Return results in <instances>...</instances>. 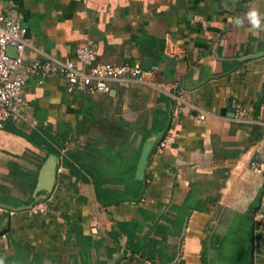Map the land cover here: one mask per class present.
I'll return each instance as SVG.
<instances>
[{
	"label": "crops",
	"instance_id": "obj_1",
	"mask_svg": "<svg viewBox=\"0 0 264 264\" xmlns=\"http://www.w3.org/2000/svg\"><path fill=\"white\" fill-rule=\"evenodd\" d=\"M252 8L262 17L259 30L230 22ZM0 14L26 28L25 65L74 61L75 50L91 41L98 62L157 66L152 81L166 92L113 86L108 94L68 93L60 78L40 83L28 74L23 95L36 126L6 123L0 130L3 248L44 257L70 244L74 264H264V220H253L264 191V0H0ZM170 94L187 101L189 114L173 115ZM234 102L245 108L243 119ZM163 122L173 144L161 152L156 146L140 178L137 162L135 177L147 183L141 201L100 204L92 179L105 180L104 193L122 194L116 179L128 177L139 130ZM37 126L59 144L51 142L59 156L6 128L28 134ZM158 135L146 142L149 154ZM52 157L48 190L40 179ZM189 192L206 211H193L172 232ZM38 203L48 204L46 214L25 217ZM132 222L142 229L135 253L120 226Z\"/></svg>",
	"mask_w": 264,
	"mask_h": 264
},
{
	"label": "built area",
	"instance_id": "obj_2",
	"mask_svg": "<svg viewBox=\"0 0 264 264\" xmlns=\"http://www.w3.org/2000/svg\"><path fill=\"white\" fill-rule=\"evenodd\" d=\"M25 34L26 28L17 19L0 14V130L6 123H28L31 127L36 126L35 121L28 120L27 104L23 95L28 74L39 75L40 83L51 78H60L65 81L68 93L108 94L113 86L122 88L144 86L166 93L164 84L152 81L158 72L157 66L144 68L137 62L121 64L98 62L97 50L91 41H87L75 50L74 61L35 60L25 65L23 54L29 46ZM169 53L173 54L171 50ZM169 96L175 105L174 116L186 110L189 114V104L182 96L174 94ZM233 108L238 119H243L247 115L240 103L234 102ZM197 118L203 121L205 114L199 113ZM172 144V136L167 135L160 140L157 151L169 149ZM254 172L260 174L261 168L254 169ZM260 205L262 210L254 214V221L264 220V191ZM47 208V203H38L27 208L23 213L27 218L40 217L46 214ZM144 263L151 264L148 261Z\"/></svg>",
	"mask_w": 264,
	"mask_h": 264
},
{
	"label": "trees",
	"instance_id": "obj_3",
	"mask_svg": "<svg viewBox=\"0 0 264 264\" xmlns=\"http://www.w3.org/2000/svg\"><path fill=\"white\" fill-rule=\"evenodd\" d=\"M6 128L8 130H11L14 133L25 136V138L29 142L34 143L38 147H40L41 144L43 145L45 144L46 145L45 147H40V148H41V151L46 154V156L53 155V154L55 156H59V152L55 149V147L51 144V142L54 143L55 145L57 144L54 142L53 138L47 133L46 130L41 129L37 126L36 128L31 129L28 134H25L24 132L11 128V127H6ZM168 129H169V123L163 122L162 126L157 129H146L144 125V128L139 130L142 138H141V142L138 147V150L134 154L132 166L130 167V170L128 169L127 171L128 177L116 179L124 187V192L122 194L104 193L102 189L105 184V180L98 179V178L92 179L94 183L96 198L100 204L111 206V205H118L121 202H125V201H131V202L141 201V199L143 198L144 192L147 188L146 177H144V179L142 180L136 179L135 169H136V164L137 162H139L138 160L142 154V151H141L142 147L143 145H145V143L149 139H151L152 137H155L157 134H160V137L157 139L154 148L151 150L149 154V157H148L149 159L152 153L156 150V146H158L160 140L166 136ZM57 146H59V144ZM119 155H120L119 152H117V155H116L117 160L120 157ZM24 179L30 180L32 182L34 181L33 183H35V179L28 178L27 176H25ZM25 185H27L26 181L21 182V189L22 187L24 188ZM30 190H32V186ZM196 197L197 195L195 193L189 192L186 195L182 203V206L176 209L177 215L173 216V220L171 221L172 222V227H171L172 232L174 231L173 229L182 227L183 223L187 221V219L189 218L190 214L193 211H199V212L206 211L204 206H202L201 202ZM29 203L33 205L34 203H36V201L34 198H32ZM139 215L141 216L142 219L152 218V214L150 212L143 213L142 211L139 210ZM120 226L123 232L128 237L127 243H126V249L131 253H135V251L141 247L140 234H141L142 229L140 227V224L137 222H132L129 225L125 226L124 224H120ZM14 249H15V254L10 256V259H12L13 262L16 260L18 262L16 264H33V259L31 260L29 259L31 253L28 250H25L24 248L18 245H15ZM140 256L141 258L143 257V259H145L146 257L145 251H143ZM41 258H43V256ZM37 264H41V263H37Z\"/></svg>",
	"mask_w": 264,
	"mask_h": 264
},
{
	"label": "rangeland",
	"instance_id": "obj_4",
	"mask_svg": "<svg viewBox=\"0 0 264 264\" xmlns=\"http://www.w3.org/2000/svg\"><path fill=\"white\" fill-rule=\"evenodd\" d=\"M4 229V224L2 223L0 225V230ZM75 249L71 247L70 244L66 245L63 249L59 251V253L55 252L48 254L46 251L44 254V257L41 258V256L33 255L30 260L33 259V264L41 263V264H74V260L72 258ZM15 254V249L13 248H3V244L0 243V259L3 260L4 264H16L18 263L16 260L13 262L12 259H10V256Z\"/></svg>",
	"mask_w": 264,
	"mask_h": 264
},
{
	"label": "water",
	"instance_id": "obj_5",
	"mask_svg": "<svg viewBox=\"0 0 264 264\" xmlns=\"http://www.w3.org/2000/svg\"><path fill=\"white\" fill-rule=\"evenodd\" d=\"M159 138V135L156 137V139ZM152 143H146L143 147L141 158L139 159L138 165H137V176L138 178L141 177L142 171L147 163V157L149 155V149L151 147ZM55 163L53 162V157L48 161V164L45 166L44 172H42L41 176V182L43 183V186L48 189L50 184L53 183L54 177L51 175L55 171ZM50 190V189H48Z\"/></svg>",
	"mask_w": 264,
	"mask_h": 264
},
{
	"label": "clouds",
	"instance_id": "obj_6",
	"mask_svg": "<svg viewBox=\"0 0 264 264\" xmlns=\"http://www.w3.org/2000/svg\"><path fill=\"white\" fill-rule=\"evenodd\" d=\"M245 20L251 26V29L259 30L261 28L262 17L255 8L250 9L243 18L237 17L230 22L234 23L237 27H242L245 23ZM0 264H4L2 259H0Z\"/></svg>",
	"mask_w": 264,
	"mask_h": 264
}]
</instances>
